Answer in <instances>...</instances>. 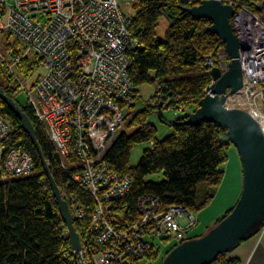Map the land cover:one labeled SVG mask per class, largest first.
I'll use <instances>...</instances> for the list:
<instances>
[{
	"label": "built area",
	"instance_id": "1",
	"mask_svg": "<svg viewBox=\"0 0 264 264\" xmlns=\"http://www.w3.org/2000/svg\"><path fill=\"white\" fill-rule=\"evenodd\" d=\"M135 1L0 0V36L20 43L18 52L0 49L1 64L18 84L14 94H26L56 154L66 176L61 193L73 219L86 222L80 231L76 228L80 237L86 235L85 246L81 238L82 249H72L80 264H141L154 257L156 237L173 239L177 246L193 238L198 224L197 213L186 205L163 208L160 199L149 194L139 199L135 219H121L116 210L133 182L114 171L106 157L126 131L138 98L129 75V53L144 45L133 36L132 18L124 10ZM202 1L191 0L190 6ZM223 1L236 8L231 22L241 41L244 72L243 86L234 93L226 91L224 106L248 112L264 133V0ZM30 53L40 58L45 73L27 86L20 63ZM230 60L225 45L217 57H204L211 74L216 66L225 72ZM157 84L148 104L162 102L163 111H173L177 118L185 114L186 102L180 96L175 102L164 100L163 87ZM11 131V123L0 115V182L35 171L33 155L9 143Z\"/></svg>",
	"mask_w": 264,
	"mask_h": 264
},
{
	"label": "trees",
	"instance_id": "2",
	"mask_svg": "<svg viewBox=\"0 0 264 264\" xmlns=\"http://www.w3.org/2000/svg\"><path fill=\"white\" fill-rule=\"evenodd\" d=\"M190 5L191 0H137L131 5L135 15L127 12L132 18L133 36L144 45L129 53L132 59L129 75L137 92L138 86L145 82H158L163 87L164 100L170 97L175 102L180 96L187 109H192L169 124L172 132L164 139L156 137L157 127L149 121L158 105L147 104L144 109L131 112L127 128L134 129L123 132L106 157L114 171L129 175L133 182L130 191L115 204L121 219L137 218L140 214L138 201L146 194L158 197L163 208L182 204L198 213L214 198L224 176L222 165L228 159L231 145L227 139L222 140L226 130L214 122L193 126L186 120L198 108L213 80L204 57H217L225 43L207 30L210 20L195 19L182 11V6ZM162 16L169 21L163 39L157 35ZM11 48L19 51V47L12 45ZM40 61L31 62L25 58L20 63V71L30 76L42 66V63L34 65ZM0 85L15 99L10 86ZM20 106L32 119L44 155L62 188L66 176L58 168L51 144L31 107ZM0 115L12 125L9 143L28 150L35 160L32 175L0 182V264H80L77 255L72 253L66 224L32 140L2 99ZM150 141H154L155 146L145 149L137 165L131 166L133 147ZM156 174H162V179L149 178ZM203 184L208 188L199 192ZM74 225L80 231L86 222L75 219ZM201 235L192 234V237ZM81 238L85 246L86 235L81 234ZM153 255L157 258L158 254L154 252ZM212 264H239V261L223 253Z\"/></svg>",
	"mask_w": 264,
	"mask_h": 264
},
{
	"label": "water",
	"instance_id": "3",
	"mask_svg": "<svg viewBox=\"0 0 264 264\" xmlns=\"http://www.w3.org/2000/svg\"><path fill=\"white\" fill-rule=\"evenodd\" d=\"M182 11L195 19L210 20L211 25L207 30L224 41L226 53L231 58L225 72L219 66L212 69L214 81L208 86L206 95L200 99L198 108L190 113L186 121L193 126L205 121L214 122L226 130L227 141L236 147L240 156L243 185L230 213L203 235L173 247L161 264H212L220 254L232 253L242 242L264 228V133L258 121L248 112L224 106L226 91H238L243 86L244 79L239 59L241 41L231 22L236 8L223 0H203L198 5L182 6ZM0 99L21 122L23 130L32 140L67 226L70 246L73 250H81V237L74 225L69 203L62 196L37 138L32 119L1 85ZM157 114L163 121L162 102L158 104Z\"/></svg>",
	"mask_w": 264,
	"mask_h": 264
},
{
	"label": "rangeland",
	"instance_id": "4",
	"mask_svg": "<svg viewBox=\"0 0 264 264\" xmlns=\"http://www.w3.org/2000/svg\"><path fill=\"white\" fill-rule=\"evenodd\" d=\"M124 10L126 12L133 14V15H135V12H136L135 10L132 9L131 6H124ZM168 26H169V21H168L167 17L162 16L159 20V25L157 27V35L159 38L163 39L165 37L166 30H167ZM9 41L13 42L14 47L20 48V44L17 43L13 37H7V36L2 35V36H0V49L2 50L3 53L7 52L9 50H13L11 48L12 45H9ZM26 58L28 61H31V62L34 60H37V61L40 60L33 53L28 54V56ZM1 63H2V61L0 59V83H2L5 86L7 84V86H10L12 88V90L15 92L18 89V84L16 85L15 83H13L12 80H10L9 74H8V71L5 67V65H2ZM40 63H41V61L34 63V65L36 66ZM44 73H45L44 67L40 66L37 69V71H35V72L32 71L30 76H26V77L22 76V79H24V83L27 86H29L38 76L43 75ZM157 89H158L157 83L145 82V83L139 85L138 86V91H139L138 92V99L135 103V106L133 107L134 108L133 110L139 111V110L144 109L145 106L150 102L152 97L156 94ZM15 100L17 103H19L22 106H26L28 104V98H27L26 94L24 93V91H22V90L18 91L15 94ZM191 109L190 108L187 109L185 113H189L191 111ZM163 118H164L163 121L160 120L157 112L153 113L149 118V121L157 127V136L156 137L158 139H164L166 136H168L172 132V128L169 124L174 122L176 120L177 116L174 115L173 111L165 109L163 111ZM133 129L134 128L129 130L127 128L126 131L131 132ZM148 147H150V142H144V143L136 144L133 147V149L131 151V155H130V165L131 166L137 165V163H138L140 157L142 156L144 150L147 149ZM227 155H228V159L222 165L223 170L226 171L225 173H227V177H226L225 183L223 185L224 190H226V192H229L231 190L233 192H237V190L239 191L240 188L242 190L241 185H243L242 164H241L240 156L238 154L236 147L232 144L229 146V150L227 152ZM162 177H163L162 174H156V175H150L149 176L150 179L156 180V181L162 179ZM207 188H208V186L203 184L200 186L199 192H202L203 190L206 191ZM240 194H241V192H240ZM210 210H209V212H210ZM203 225L195 228V230L193 231V234H195L196 232L198 233L202 229ZM65 230L68 233L67 226L65 227ZM152 243L154 244L155 251L157 254H159V256H157V258L156 257L145 258V259L141 260V264H161L166 253L169 250H171L176 244V242L173 239H170V240L166 239L165 240V239H162L160 237H156L154 240H152Z\"/></svg>",
	"mask_w": 264,
	"mask_h": 264
},
{
	"label": "crops",
	"instance_id": "5",
	"mask_svg": "<svg viewBox=\"0 0 264 264\" xmlns=\"http://www.w3.org/2000/svg\"><path fill=\"white\" fill-rule=\"evenodd\" d=\"M225 172L226 171H224L222 182L214 198L197 213L198 224L196 228L203 224L204 228L202 227V229L194 235L204 234L210 227L215 225L217 220L221 218L227 210L233 207L239 198L241 188L239 191L237 190V192H233L232 190L226 192V190H224L223 185L227 177V173ZM229 257L237 259L239 264H264V228L252 238L242 242L236 250L229 253Z\"/></svg>",
	"mask_w": 264,
	"mask_h": 264
}]
</instances>
